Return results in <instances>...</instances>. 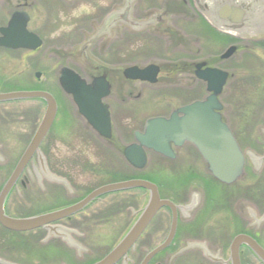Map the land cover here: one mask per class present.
<instances>
[{"label":"rangeland","instance_id":"obj_1","mask_svg":"<svg viewBox=\"0 0 264 264\" xmlns=\"http://www.w3.org/2000/svg\"><path fill=\"white\" fill-rule=\"evenodd\" d=\"M162 1L145 0L144 9H154L153 12L159 13L163 9ZM122 3L123 0H95V35H97L95 47L91 44L84 48L83 45L93 35L90 24L93 12L91 1L83 2L82 6L70 11L64 9L58 0H52L49 13L44 20L47 24H44L43 20L39 23L40 20H38L34 30L44 42L41 51L35 55L5 53L0 57V75L4 79L7 90H33L41 83V87L57 100V118L47 137L48 165L58 172H63L64 157H68L67 164L71 167L68 171L73 170L69 174L78 184L77 186L83 190H91L110 182L145 175L151 177L150 179L158 180L163 195L174 200L187 199L186 194L179 196L178 191H175L183 181L188 184L185 187L192 188V184L196 183L197 186L203 187V181L208 180L206 188L210 198L214 199L213 203L211 202L214 210H222L228 217L226 229L228 240L238 233V230L246 231L250 235L258 233L256 237L264 250V222L259 231H256L257 225H254L256 214L257 218L264 215V164L262 161H259L258 165L252 163L253 158L261 159L264 156L262 145L255 140L260 139L261 143H264V56L262 52L257 51L256 44L246 43L250 45L248 50L218 64V68L234 76L220 99L224 108V119L246 151L251 165H254L252 170L249 164L250 168L245 178L231 187H220L211 182L204 163L190 148L185 149L189 152L183 153L185 154L183 159L178 161H168L157 155L148 154L147 167L145 172L140 174L134 171L122 157V149L133 142L132 133L140 131L147 119L167 117L180 106L206 97L205 85L193 80L187 73L169 75L162 82L151 87L136 84L137 91L142 92L141 99L128 100L124 105L117 101L121 98L115 90L114 79H112L113 96L106 102L111 109L113 128L122 136L113 137L111 142L93 137L74 116L70 100L63 95L57 84L58 69L61 63L67 62L63 61L67 51L77 54L76 58H70L72 63L66 64L73 69H76L75 65L84 59L79 55V51L83 49L89 58L110 69L121 70L133 65L143 67L147 64H156L163 70H172L180 65L197 63L199 62L197 60L201 59L214 64L218 56L233 43L230 38L210 31L199 17L196 21H188L175 13H170L172 17L169 20L171 21L169 27L174 28L173 31L176 34L177 32L185 34L183 37L177 36L178 40L173 37L178 41L177 43L170 40L171 34L167 33L164 37L150 36L142 30L131 29L123 24H115L109 30L103 31L101 27L104 20L102 21L101 18L112 9H119ZM168 4H171L176 11L180 10L177 4L172 2ZM39 24L41 26L37 28ZM84 53L81 55L84 56ZM36 72L41 73L39 81L34 79ZM124 85L116 81L117 87ZM3 108L11 113L17 112L13 115L9 113L3 118L5 122L0 127V140H3L6 149H15V151L19 149L17 152H20L35 132L43 116L44 105L39 101H29L6 104ZM94 150L95 179L92 170ZM57 190L60 193V189L57 188ZM224 190L227 194L226 198L223 194L221 195ZM34 193L38 191L21 193L22 201L28 202V198H31ZM235 194L239 195L238 205L229 196ZM39 196L42 198L41 195ZM144 197L142 191L112 194L107 195L105 201L95 206L100 208V214L95 221V246H98L101 252L106 251L110 244L124 234L130 226L127 209L129 207L132 211L142 209L145 201L141 199ZM17 203V200H9L8 212H13L11 208ZM110 204L113 205L111 210H109ZM36 205L43 207L41 202ZM28 209L39 208L30 206ZM22 213L26 214L28 211H22ZM233 220L238 223L236 228L232 223ZM45 247L47 246L37 245L35 256L38 257L40 252L48 249ZM242 251L244 264H258L249 251L246 249ZM4 252L6 251L0 249L1 258L18 261L10 251ZM183 261L181 259L178 264ZM26 262L24 260L20 263L27 264Z\"/></svg>","mask_w":264,"mask_h":264},{"label":"flooded vegetation","instance_id":"obj_2","mask_svg":"<svg viewBox=\"0 0 264 264\" xmlns=\"http://www.w3.org/2000/svg\"><path fill=\"white\" fill-rule=\"evenodd\" d=\"M51 1L52 0H0V29L7 28L9 22L12 20L16 28H20L24 25V28L28 33L38 36L34 32L35 27L38 23V20H40V23L42 20L44 22V20L47 18V14L49 13L51 7ZM58 1L62 4V7L64 9H69L70 11L82 6L83 2L91 1L93 12L91 13L92 15L90 18V24L93 31L92 40H94L95 0ZM124 1L125 0H123V3ZM162 2L163 9L158 13L153 12L154 9L145 10V0H130L131 15H129L135 21H130L128 23L130 25L132 24V22L138 24V27L142 28L145 33L150 36L152 35L155 37H164L167 36V33L171 34V36H169L170 40H172L174 43H177L178 39L176 37H183L185 36V34L182 32H177V35L176 32L173 31L174 28L171 29L169 27L171 22L169 20L170 17H172L170 13H175L176 15L181 16L184 20L188 21H196L198 17L203 21V18L196 12L193 0H163ZM169 2H172L175 5L177 4L180 10L176 11L171 4H168ZM106 15L101 18L102 21L104 20ZM129 15L122 16L121 18L128 19ZM176 18L180 19V17ZM203 23L206 25V27H208L205 22ZM44 24L47 23L44 22ZM40 26L41 24H39L37 28ZM210 31H212V29H210ZM38 37L40 38V36ZM173 37H175L177 40ZM230 39L233 40V43L228 47L234 46L236 48L232 57H234L238 53H244V51L248 50V46H250L246 44L248 42L256 44L257 51L259 50V52H262L264 56V35L259 36L258 39L254 40H242L238 37L235 39ZM41 41V47L33 51L19 49L10 50L0 47V57H2L5 53H20L22 55L27 53L29 55H35L36 53L40 52V49H42L44 46V42L42 39ZM92 47H95V41L94 44H92ZM224 51L218 56L217 61L214 64L209 63V61L204 59L197 61L205 63L206 67L218 68V64L222 63L219 58L224 53ZM72 52L67 51V53L64 55L65 58L63 61L67 62L63 64L61 63L58 69V75L62 68H70L66 65L68 62H71L70 58L77 57V54L75 55V53ZM90 55L93 57L91 53ZM93 61L95 60L93 59ZM75 66L77 67L76 69H70L73 70L81 79L85 80L88 85H90L95 79V67L92 71H89L80 64ZM184 72L188 73L194 80V63L191 65H180L178 68H172V70L161 69V77H159L158 79L159 82H162L169 75L176 76L177 74H181ZM225 72L228 73L229 78L224 89L234 78L231 73L226 70ZM99 75H104L106 80L112 84V78H109L105 72H101ZM117 80L118 79H115V81ZM118 81L123 82L121 80ZM127 83L131 84L125 85L124 87H115V90L121 98L117 101L118 103L123 105L128 100L139 101L141 99L142 92L137 91V85L151 87L146 83ZM113 89L114 86L113 88L111 87V96L108 99H112L114 91ZM224 89L222 91V95ZM14 91L20 90H7V88L5 87L4 79L0 75V94ZM44 92H46V90ZM63 95L68 100H70V103L74 109V116L78 121L81 122L83 127L86 128L88 133H90L93 137H100L95 133V130H93L89 126L83 115L79 113L77 107L72 102L71 97L64 93ZM42 104L45 105L43 102ZM15 112L11 113L7 109L5 110L3 108V105L0 104V127L2 126V123L5 122H3V118L5 117V115L8 116L9 113L13 115L16 114ZM57 114L58 107L55 120L57 118ZM220 115L222 121L227 123L224 119L223 105ZM54 122L46 137H49L53 129ZM140 132H142V130ZM112 134L113 137L122 136V134L115 132L114 128L112 129ZM133 135L134 133H132V137ZM255 140L257 143H260V145H262V153L264 155V143H261L260 139ZM20 142L23 143L24 141ZM29 142L23 147L22 151L17 152L19 149H17V151H15V149H6L3 140H0V198L4 195L2 204L0 205V217L2 216L10 220H26L69 210L84 203L89 198V196L93 194V192H95L96 189L104 186L101 185L98 188H94L91 190H83L79 186H77L78 184L73 181V177H71V175L69 174L73 172V170L70 169L68 171V168L70 167L67 164L68 157H64L65 166H63V172H58L51 168L47 162L48 150L46 147L47 140L45 138L38 149V152L41 154L42 159L39 157L38 152L35 151L31 155L25 166H23V168L19 171V173L15 177L14 182L11 184V186L8 187V183L12 179V176L14 175L19 162L23 157ZM238 145L245 155L244 172L243 176L239 180L241 181L245 178L246 172L250 167H252V170L254 169V165H251L248 157H246V151L240 145V143H238ZM187 148L192 149L194 154L200 158L193 145L188 142H183L179 146H174L173 144H171L173 159L166 160L178 161V159H183L185 155L183 153L189 152L185 151V149ZM262 158V162L264 164V156ZM259 160L260 159L253 158L252 163L258 165L260 163ZM249 164L251 165L250 167ZM204 167L205 171L207 172L205 165ZM92 170L93 177L95 179V150L92 155ZM207 175L212 180L211 182L219 185L220 187H231L234 185L233 184L231 186H226L215 180L208 172ZM55 179L60 180V182H55ZM184 179L186 180V178ZM207 181L208 180L203 181V187L197 186L196 183L192 184V188L185 187L188 185L185 183V181H183L182 184L180 183V186L177 187L175 191H178L179 196H184L186 194L187 199L182 200H174L163 195V193L161 192L160 184H155L159 198L161 200L169 201L175 206V230L172 236L169 238L171 233L173 213L167 207L160 208L147 224L141 235L134 242V244L127 250L125 254L120 256L112 264H178L181 259L184 260L181 264H231V262L229 261L230 247L233 240L237 236L246 234L247 236H250L258 245H260V242L256 237L258 233H255V235H250L246 231L240 230H238V233L232 235L231 239L228 240L226 230L227 222H229L228 217L226 214H224L225 212H222V210H214L215 208L213 204H211V202L213 203L214 199L210 198L209 191L206 188ZM57 188L60 189V193L58 192ZM5 189H7V191H5ZM184 190L185 192L182 193V191ZM27 191H38V193H34L31 198H28V202L27 200L23 202L21 193L27 194ZM143 193L145 197L141 200L145 201V207L148 202V192L143 191ZM222 194L223 197L226 198L227 194L225 193V190L221 193V195ZM39 195H41L42 198H40ZM229 196H231L232 199H234V202H236L235 204L238 205L237 203L239 201V195L235 194L234 196ZM105 197L106 196H102L100 198L91 199L82 207L74 210L69 215L62 216L59 219L57 218L44 224H39L37 227L31 228L28 231L10 230L5 228L0 222V249L6 252L10 251L11 253H13V255L19 262L15 260L12 261L10 259H3L1 257L0 259L11 264H22L20 262H23L24 260L27 261V264H98L114 249V247L119 243L123 236L126 235V233L132 227L137 217L140 215L144 208L142 207V209L138 211H132V208L130 207L127 209L130 218L128 220L130 226L127 227V230L116 242L110 244L109 246L106 245L108 246V249L106 251L101 252L98 249V246H95V221L98 219L97 217L100 214V208L95 206L101 204L102 201H105ZM11 199L17 200L18 203L11 208L13 212H8L7 209L9 207V200ZM39 202L42 203L43 207H39V205H36V203ZM30 206H38L39 209H28ZM109 206V210H111L113 205L110 204ZM22 211H28V213L23 214ZM111 216H113V214ZM263 217L264 215H261L260 218H257L256 214L257 219L255 218L256 221L254 223V225H257L258 228V230L256 231H259L261 227V221L259 220L263 219ZM232 223L236 228L238 223L234 220ZM37 245L47 246L45 248H48L45 249L44 252H40V254H38V257L35 256V247ZM243 249H246V247L240 246L238 250V259L240 264H244L242 259ZM255 259L258 264H262L258 258L255 257Z\"/></svg>","mask_w":264,"mask_h":264},{"label":"water","instance_id":"obj_3","mask_svg":"<svg viewBox=\"0 0 264 264\" xmlns=\"http://www.w3.org/2000/svg\"><path fill=\"white\" fill-rule=\"evenodd\" d=\"M193 1L196 9L204 19L221 33L241 39L258 38L264 35V0ZM130 6L131 3L128 0L124 9L119 11L120 13L117 15L115 14V19L129 15ZM120 21L129 22L127 19L122 18ZM0 34V47L13 50L22 48L35 50L41 45V41L35 35L28 33L24 25L16 28L12 20L9 22L7 28L0 29ZM234 51L235 48L230 47L222 55L221 60L230 58ZM202 67L203 64L195 66V75L198 80L206 83V91L210 95L202 102H194L175 111L168 119L154 118L148 120L145 124L143 134H135L136 144L127 146L123 150V156L130 166L135 169H142L145 166L146 158L144 150H151L167 158H173L170 144L173 143L177 146L186 141L196 148L207 165L208 171L218 181L225 184H232L242 175L243 155L229 128L222 122L219 113L221 105L218 97L222 92L228 75L217 69L206 68L201 70ZM159 71L158 66L148 65L144 68H138L136 66L128 67L118 72L121 73L125 80L155 84ZM36 77H39V75L37 74ZM59 85L65 93L72 96L74 103L90 126L103 139H110V114L108 106L102 103L103 99L110 94V86L105 80V77L95 78V81L90 85H86L75 73L63 69L60 73ZM26 99L43 100L46 103V110L34 137L21 158L12 179L8 183V187L14 182L15 177L23 166H25L31 155L37 151L56 113V104L53 98L47 93L18 92L0 95V102ZM179 114H181L180 117L178 116ZM134 189L147 190L149 192V201L126 236L109 255L98 263L112 264L134 244L161 207L166 206L173 213L169 238L175 230V207L167 201H161L155 186L148 182L131 180L107 185L95 190L84 203L75 208L26 220H10L1 216L0 222L5 228L10 230L28 231L31 228L37 227L39 224H44L68 215L96 197L108 193ZM3 197L4 195L0 198V205L2 204ZM241 245L247 246L264 264V251L246 236H238L233 240L230 247L229 261L231 264H239L238 249ZM0 264L8 263L0 261Z\"/></svg>","mask_w":264,"mask_h":264}]
</instances>
